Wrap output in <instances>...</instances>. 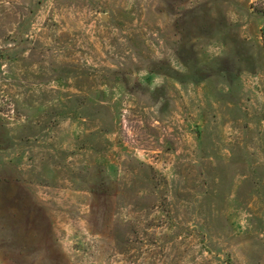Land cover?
<instances>
[{
  "label": "rangeland",
  "instance_id": "obj_1",
  "mask_svg": "<svg viewBox=\"0 0 264 264\" xmlns=\"http://www.w3.org/2000/svg\"><path fill=\"white\" fill-rule=\"evenodd\" d=\"M0 264H264V0H0Z\"/></svg>",
  "mask_w": 264,
  "mask_h": 264
}]
</instances>
